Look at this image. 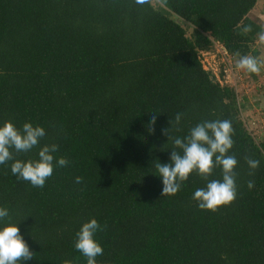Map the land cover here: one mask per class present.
Here are the masks:
<instances>
[{
	"label": "trees",
	"instance_id": "obj_1",
	"mask_svg": "<svg viewBox=\"0 0 264 264\" xmlns=\"http://www.w3.org/2000/svg\"><path fill=\"white\" fill-rule=\"evenodd\" d=\"M258 1L149 0L141 12L134 0H0V123L43 126L40 145L69 161L42 188L0 164V206L33 252L21 264H85L73 241L92 217L97 264H264V137L244 116L248 95L201 58L219 44L235 66L258 50L264 61ZM205 120L231 121L237 160L236 198L216 211L192 193L221 179L219 167L190 174L175 195L155 175L173 148L163 130L183 138Z\"/></svg>",
	"mask_w": 264,
	"mask_h": 264
},
{
	"label": "clouds",
	"instance_id": "obj_2",
	"mask_svg": "<svg viewBox=\"0 0 264 264\" xmlns=\"http://www.w3.org/2000/svg\"><path fill=\"white\" fill-rule=\"evenodd\" d=\"M134 3L138 11L143 12L149 0H134ZM260 39L264 41V34ZM262 65L264 61L251 56H242L236 63L238 69L248 73H259ZM182 117L183 113H176L175 124H180ZM155 122L156 116L153 115L148 125L149 131L153 130ZM169 123L171 126L172 122ZM169 128L163 130L173 145L169 162L155 165V175L162 183V195H175L181 188V182L187 181L194 172L206 178L214 168L219 167L222 178L209 180L203 188L195 189L192 199L201 210L216 211L219 206L230 204L237 195L234 173L237 160L228 154L234 143L231 121L205 120L191 127L183 138L172 137ZM45 135L43 126L29 121L24 122L21 128H17L10 120L0 123V164L10 162V172L17 180L27 181L33 187H44L54 168L69 163L66 157L55 155L59 150L57 144L40 145ZM33 149H37L35 159L14 157V153H26ZM247 163L250 169H255L260 162L247 159ZM74 182L82 183V177H75ZM248 187H253L252 181L248 182ZM100 230L101 225L92 217L83 222L75 233L73 245L83 256L85 264H97V257L103 255V248L95 238ZM32 257L33 252L20 233L18 222L12 221L9 208L0 206V264H21ZM65 264L70 262L66 261Z\"/></svg>",
	"mask_w": 264,
	"mask_h": 264
},
{
	"label": "rangeland",
	"instance_id": "obj_3",
	"mask_svg": "<svg viewBox=\"0 0 264 264\" xmlns=\"http://www.w3.org/2000/svg\"><path fill=\"white\" fill-rule=\"evenodd\" d=\"M156 3L157 0H152ZM253 17H258L260 21L264 23V0H260L255 6L254 13H251ZM176 18V16H175ZM181 22L180 19H178ZM190 34L192 29L188 28ZM260 44V43H259ZM264 47V41H261ZM260 44V45H261ZM262 48V47H261ZM264 49V48H263ZM255 50H258L257 48ZM225 49L221 45L217 44L213 51L202 53V62L204 67L208 70H212L217 78L222 83H228L236 86L240 90V95H248V107L244 112L245 118L250 122L251 128L254 129L257 136L264 137V91H260L262 85L264 65L261 66V73H248L242 69H238L234 62L226 55ZM262 55V53H261ZM251 57L258 59L259 50L257 54H252ZM263 58V57H262ZM256 76L257 79H253Z\"/></svg>",
	"mask_w": 264,
	"mask_h": 264
},
{
	"label": "crops",
	"instance_id": "obj_4",
	"mask_svg": "<svg viewBox=\"0 0 264 264\" xmlns=\"http://www.w3.org/2000/svg\"><path fill=\"white\" fill-rule=\"evenodd\" d=\"M260 2V0L258 1V3ZM255 9V8H254ZM254 9H253V11H252V13H254ZM261 43V42H260Z\"/></svg>",
	"mask_w": 264,
	"mask_h": 264
}]
</instances>
